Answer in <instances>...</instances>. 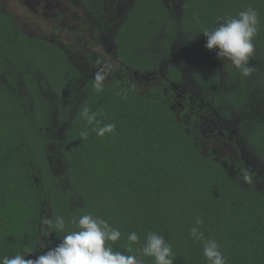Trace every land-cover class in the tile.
I'll return each mask as SVG.
<instances>
[{
	"label": "trees",
	"instance_id": "obj_1",
	"mask_svg": "<svg viewBox=\"0 0 264 264\" xmlns=\"http://www.w3.org/2000/svg\"><path fill=\"white\" fill-rule=\"evenodd\" d=\"M182 1L187 26L182 35L189 41L186 49L196 55L218 50L205 48L203 32L214 29L223 18L236 17L248 8L257 10L258 31L249 59L252 75L242 77L233 66L229 76L241 90L223 93L222 97L237 107L248 104L250 97L254 103H261L264 0ZM164 16L159 0H137L134 16L118 35L124 63L135 69L152 67L147 46ZM4 18L0 13V24L9 29ZM164 32L170 34L168 29ZM10 34L0 30L1 46L8 45L6 37ZM31 46L29 64L40 68L44 79L38 82L42 87L48 83L63 103L66 114L62 113L61 124L66 125L55 154L57 148L46 147L26 121L19 100L0 80V258L22 254L34 260L46 253L44 242L41 245L45 231L50 233L55 248L68 231L76 230L75 225L66 223L65 231L57 232V217L67 222L91 214L120 230V238L108 243L124 255H140L139 249L151 231L164 236L171 245L176 257L173 264H208L202 243L189 232L200 218V231L205 239L217 241L226 264H264V195L260 191L238 185L220 165L203 157L173 110L159 99L127 91L117 83H103V90L96 91L94 80L87 81L81 93L72 96L78 81L75 68L56 49L42 44ZM7 51L9 54V49L0 48V73ZM227 63L231 65V61ZM168 71L172 79L180 78L175 67L170 66ZM24 80L35 107L40 106L36 102L40 99L37 82L30 75ZM196 81L211 95L219 82L217 69L203 67ZM246 83L250 85L247 93ZM61 89L64 92H58ZM221 104L216 98L215 106ZM85 108L89 114H97L99 125L87 123L82 116ZM106 124H115V130L104 136L92 131ZM83 129L88 131L87 139L80 137ZM250 137L264 147V121H259ZM52 154L58 158L59 172L51 170L48 160ZM42 218L53 224H43ZM131 232L138 234L139 244L128 240ZM143 259L145 264H153L152 258Z\"/></svg>",
	"mask_w": 264,
	"mask_h": 264
},
{
	"label": "flooded vegetation",
	"instance_id": "obj_2",
	"mask_svg": "<svg viewBox=\"0 0 264 264\" xmlns=\"http://www.w3.org/2000/svg\"><path fill=\"white\" fill-rule=\"evenodd\" d=\"M5 2L13 3L23 13L26 24L35 25V29L30 32L22 31ZM20 2L21 0H0V13L5 15L3 22L8 21L10 25L9 29H6L4 24H0V30L11 32L10 36L6 37L8 45L1 46L0 42V48L9 49V54L7 51L4 58L5 67L1 68L0 80L19 100L20 107L27 116L26 121L36 129L47 148L50 150L57 148L59 152V142L66 125L61 124V117L62 113L66 112V108L56 93L51 97L52 104L51 101L45 102L43 99L42 86L38 81L44 79V76L38 71L39 67L37 69L34 63L29 64L32 60L28 54L31 45L39 44L56 49L77 71V87L72 96L79 95L86 82L94 80L96 73L101 72L105 76L103 83H117L127 91L140 92L147 97L159 99L173 110L203 157L220 165L234 182L247 188L253 187L264 195V147L255 144L253 137H250L261 119L248 124L253 114L251 103L237 107L222 97L223 93L231 94L241 90V88L237 89L229 76V71L234 68L233 65L225 62L223 67H215L219 82L217 89L215 88L209 95V91L203 89L196 81V74L203 69L201 65L197 67L193 65V69L187 74L181 65L175 66L172 59H168L172 54L181 52L199 56L186 49L189 41L182 35V30L187 27L185 4L182 0H159L165 9V16L160 20L162 22L158 33L147 46L148 55L151 53L152 67L142 69H135L134 65L124 63L118 45V35L127 21L134 16L137 0H131L126 7L124 4L119 5L120 0H62L64 6L75 8V12H70L68 8L61 11L50 0H29L32 15L22 11ZM38 8L42 10L39 11ZM43 10L46 12H42ZM88 23L93 29H89ZM165 29L170 30V34H166ZM104 47L105 51H103ZM79 65H86V76L81 72ZM170 66L180 71L178 80L170 77L168 71ZM27 75L38 84L37 89L40 94V99H36L40 104L38 107H35L28 94L26 83L25 92L22 93L20 90L22 87L20 81L25 82L24 76ZM240 80L238 78V81ZM245 86L247 93L250 85L246 83ZM58 92L64 91L61 89ZM216 98L222 103L218 107L215 106ZM41 102L45 103L41 104ZM42 110L46 113L41 112ZM261 110L264 113L262 108ZM71 113L67 112L69 116L72 115ZM242 113L248 114V128L243 120L238 124L244 139L242 142L244 148L229 151L232 155H220L218 151H221V147L218 146V151L214 149L215 154L209 151L206 156L203 155L201 152L203 141L210 138L209 135L212 133L207 132L205 125L218 119L228 123ZM40 121H44L45 125L40 126ZM250 125L252 127L249 129ZM50 165L51 170L54 171V165L52 163ZM246 176L250 177V180L245 179Z\"/></svg>",
	"mask_w": 264,
	"mask_h": 264
},
{
	"label": "clouds",
	"instance_id": "obj_3",
	"mask_svg": "<svg viewBox=\"0 0 264 264\" xmlns=\"http://www.w3.org/2000/svg\"><path fill=\"white\" fill-rule=\"evenodd\" d=\"M258 12L253 8H248L237 14L236 17L223 18L214 29L206 30L203 35L206 37L205 48L208 50L218 49V58H226L239 71L242 77H248L253 68L249 65V59L254 52L253 38L258 29ZM105 76L97 72L94 78V88L102 91ZM82 116L87 119L89 125H99L96 119L97 114H89V109L85 108ZM115 124H106L102 127H93L92 131L98 136L105 133H112ZM82 139L88 138L87 129L80 132ZM250 180V177H245ZM41 222L45 225H52L53 221L42 218ZM66 223L76 226V230L68 231L63 236L61 242L48 250L45 254L36 259H25V255L15 254L11 257L0 258V264H145L143 257L152 258L153 264H173L175 255L171 245L164 236L156 232H148L142 248L139 249L140 255H124L119 251H114L108 242H116L121 232L112 227L107 220L94 217L91 214H84L77 220L75 217L66 222L64 217H57L55 220V230L64 232ZM197 227H192L190 236L203 245V256L208 264H226V258L221 253L219 244L215 239H205L204 233L200 231L199 225L203 220L197 218ZM128 240L139 244L140 237L136 232L128 235ZM31 253V252H30Z\"/></svg>",
	"mask_w": 264,
	"mask_h": 264
},
{
	"label": "rangeland",
	"instance_id": "obj_4",
	"mask_svg": "<svg viewBox=\"0 0 264 264\" xmlns=\"http://www.w3.org/2000/svg\"><path fill=\"white\" fill-rule=\"evenodd\" d=\"M130 1L131 0H120L119 5L124 4L126 7ZM50 2L54 6L59 7V9L61 11H63L64 8H68V10L70 12L76 11L75 8L64 6L62 3V0H59V1L58 0H50ZM57 2H60V3L57 4ZM5 3H6L8 10H10L11 13L16 17V19L18 21V26L21 28L22 31L30 32L31 30L35 29V27H34L35 25L28 26L26 24V20L23 18V13L20 12L14 6L13 3H11V2H5ZM20 3H21L22 11L25 14L32 15V11L29 8V0H21ZM38 10L40 11V10H42V8H38ZM46 11H48V8L46 9ZM46 11L43 10L42 12L45 13ZM87 25L89 26V29H93L91 24L88 23ZM105 49L106 48L104 47L103 51H105ZM217 51H215L211 54H201L198 57L193 56V55H188V53H186V52H181V53L172 54L168 59H172L173 64L175 66L181 65L185 69V72L187 74H189V72L193 69V65H194V67L201 65L202 67H205V68L210 67V66L223 67V64L225 62L227 63L229 60H227L226 58H224V59L218 58L216 55ZM79 67L81 69V72L86 76V72H87L86 65H79ZM18 81H17V83H18ZM20 83H22V87L20 90L22 93H24L26 90L25 82L23 80H21ZM44 85H45V87H42L43 94H44L43 99L45 102H47V100L51 101L50 104H52L51 97H53L56 92L54 91V89L49 84L45 83ZM249 100L250 101H248V103L250 102L251 105L253 106V107H251L253 114L251 115L248 124L251 121L254 122V121L260 120V119L262 121H264V113L261 110L262 106H264V100H261V103L258 100H256V102L254 103V101L251 100V97ZM259 104H261V105H259ZM56 116H57V114H56ZM241 120L246 122L245 126H246V128H248V124H247L248 114H246V113H242L240 116H235L234 120L229 121L228 123L218 119V120L212 122L211 124H206L205 126L207 128V132H212V133H211V135H209L210 138L206 139L205 141L202 140L204 142L203 148L201 149L202 154L206 156L207 155L206 153L209 151L214 153V152H216L214 149L217 150L218 146L221 147V151L217 150L220 153V155H232L231 154L232 152H229V151H233L236 149L242 150L244 148V146L242 144L244 139L242 137L241 131H239V126H238V124L241 122ZM63 124L64 123H62V125ZM229 127H231V128H229ZM251 127H252V125H250L249 129ZM232 130L234 132H232ZM248 130H246V131H248ZM51 132H52V129L50 130V133ZM55 154H57V150L55 151ZM57 160H58V158H57ZM57 160L53 154L49 157L48 162L52 163L54 165V167H53L54 171L53 172H59L58 171L59 166H58ZM258 169H260V167H258ZM237 184L242 186L239 183H237ZM45 211H46V209H45ZM46 228H47V226H46ZM42 240H41V245L44 242V247H46L47 251L54 248V245H53L54 242H53V239H52L50 233H48V235H47V232L45 231L42 235Z\"/></svg>",
	"mask_w": 264,
	"mask_h": 264
}]
</instances>
